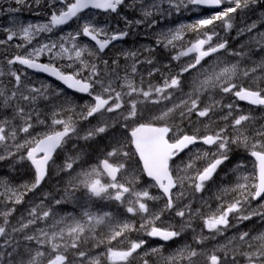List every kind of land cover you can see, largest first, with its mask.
<instances>
[{
    "label": "snow or ice",
    "instance_id": "snow-or-ice-1",
    "mask_svg": "<svg viewBox=\"0 0 264 264\" xmlns=\"http://www.w3.org/2000/svg\"><path fill=\"white\" fill-rule=\"evenodd\" d=\"M17 3L23 4L24 0H16ZM39 3V0H36ZM135 2V0H134ZM142 3V0H140ZM171 3V0H169ZM194 5L207 6H221L225 3H231L234 6L226 7L222 11L217 12L210 18L197 20L194 24L180 25L175 30H169L167 33H161L157 43H163L165 47L175 46L174 42L182 40L185 29L197 31L206 29L209 25H213L216 21L224 22L227 28H231L230 14L237 11V9L248 8L250 4L257 3V0H188ZM125 4V0H64V8L54 11L51 15L49 23L46 24H32L26 26L20 25L17 30L9 29L8 40L13 37L21 35L26 41L31 42L32 39L41 32H51L53 27L67 24L74 18L82 21L79 25V30L73 33H68L61 37L59 41H50L35 47L27 55H16L14 58L7 61L8 65L19 63L31 69H37L57 77L63 81L70 88H74L81 93H87L92 97V103H85L84 109L79 113L81 120H87L89 117L97 116L104 117L106 114H115L116 119L109 122L108 120H101L97 126L89 129L82 139L88 140L95 136L105 133L109 128H113L117 123H122L124 129H129V121H134V125L130 128L128 134V142L133 146L135 155L142 163L140 171L147 177L151 178L153 184L149 187L158 188L161 192L159 196L151 195L147 188L143 190H135L134 186L139 182V175L133 174L131 178L122 177L124 182L117 180V175L122 171H127L125 163H110V158L122 155L126 159L130 158V153L124 151L127 146L120 144L119 147H114L112 151L107 153V158L100 161L98 166H92L87 170H82L77 173L76 177L69 181V187L65 189L66 194L74 195L77 190L83 188L89 197L104 198L115 200L121 204L126 205V212L134 216H139L143 221L139 227L132 221H122L112 225V213H94L91 211L83 212V219L78 220L72 217L71 223H65V217L56 221L51 227L57 228V225L64 224L58 230L48 232L43 229L39 230L38 235H29L25 239L28 241H37L39 245H49L51 252L48 254L47 264H73L69 259L68 251L73 250L75 256L81 259V264H133L136 256L139 255L138 250L145 244V240L130 241L126 248H116L110 246L113 241L118 238L126 237L127 233L134 231H144L150 237H158L163 241H170L181 233L191 228V221L194 216H199L204 223V226L213 234H223L233 225L230 223V217L239 222L252 219L258 216L264 219V126L256 129L252 135L248 134V127L254 118L248 114H241L232 118L231 128L232 134H228L229 125L220 128L211 133L200 135L199 130L193 131L192 134L184 131L180 124L170 123L174 121L175 117L179 116L181 123L189 118L193 113L198 117H207L211 122L210 114L217 109L227 108L228 114L223 117L225 121L232 116L234 105L223 104L222 100H215L209 98V103L203 107L201 104V96L210 90L218 89L222 94H232L241 101H247L251 105L264 106V78L255 77L257 68L264 72V61L251 69L241 71L238 64L226 65L219 68L218 71L202 72L203 79L199 77L193 81V88L190 93H187V99H181L179 103H173L171 107H165L158 114L144 116L141 111V105L145 103L159 104L161 100H170L173 92L181 90V76L184 73L196 69L201 65L206 57H210L214 53L220 52L227 48V41L219 43H212L213 36L218 35L214 30L205 31L201 38L195 40L190 46L181 51L174 59H179L181 56H193L192 62L181 67L179 72L175 75H169L164 78L162 85L153 86L148 85L147 90L143 87V78L141 77V84L137 85L135 80L130 78L129 74L123 77V84L117 83L120 79L119 75L113 70L112 74L105 72L102 76L101 71L95 62L99 60L101 64L108 66V60L102 59L100 54L105 51L112 44L113 41L120 40L128 36V31L121 30L116 32H109L107 27H102L96 24L91 18H84L80 14L88 9H102L105 12L117 13L118 9ZM156 4L150 5L149 8L143 10L145 17L153 15ZM180 5H176L179 10ZM11 11H16L12 9ZM126 26L133 22L128 21L124 17ZM139 24L142 21H135ZM154 23V21H153ZM253 24L251 28H255ZM251 28L249 31H251ZM80 36L90 38L97 46L95 50L90 49L87 45L81 46L76 43ZM261 41H264V34H261ZM5 41H0V44ZM71 44L67 47L66 44ZM207 46V47H206ZM19 47V45L17 46ZM56 58H64L65 56L73 63L68 65L71 71H62L56 67L55 64H44L38 62V58L45 52L53 53ZM87 54V58H85ZM126 58H136L138 53L130 51L122 53ZM242 55V53H238ZM139 61H137L138 63ZM151 63V60L147 61ZM113 65H118V60H113ZM78 64V66H76ZM158 71V69H157ZM87 73V75H85ZM131 73H137L136 63L131 65ZM0 75H4L0 71ZM10 75L15 78L17 88L21 84V75L16 71H10ZM152 73L149 72V76ZM252 76L249 86H244L239 81L243 78ZM119 89V90H118ZM28 94L24 91H11L6 94L3 89H0V108H12L14 117H20L23 120L22 126L19 128L20 132L27 134V138L22 142L15 144L16 151L27 149L26 155L21 156L20 159H27L35 170L34 182L30 185H23V192H17L15 189L5 187V193L9 194L8 199L13 200L19 204L23 200V196L33 191L40 186L48 175L49 163L52 162L54 154L57 149H63L73 135L77 133V120L73 119L71 115L67 119H58L64 111H74V108L60 109L52 113V128L46 132L36 133L32 135L30 129H33L32 123L33 114L26 111L25 107L21 106V101L34 103L39 96H44L48 91V85H42L41 88L31 87L26 89ZM135 94V97L134 95ZM155 94V98L154 97ZM46 98V97H45ZM37 113V123L44 124L43 120H39ZM11 122L5 118L0 120V143H4L9 137L5 134L6 127ZM61 126L57 130L54 126ZM210 125H205L207 129ZM171 134V135H170ZM11 139L15 140L17 130H11ZM202 142L205 145L215 146V151H199L184 163L181 168L180 165L172 166L170 161L179 153L188 149L190 145H196ZM232 146L243 147L249 152L251 157H254L253 171H242L245 168L243 163L237 164L232 171L239 173L237 175L236 183L232 186L224 187L220 190L217 196L218 200L222 202L218 205L215 211L208 214L201 212L199 208L193 209L191 202L179 206L180 201L185 195V182L194 192H202L205 189L206 182L210 181L217 169L229 160V153L232 151ZM14 153H9L13 155ZM0 156V160L4 159ZM77 157H68L65 161L63 169H72ZM204 159L206 166L203 168H196V161ZM194 170V175H189V171ZM175 172V175H174ZM107 178V183L102 179ZM174 189H178L174 192ZM127 194V196H126ZM225 197H231L226 199ZM163 200V206L159 209H150L149 201ZM257 202L258 207L252 209V203ZM56 204L62 203L61 200H56ZM175 210V215L183 219V223L179 226V230L172 225L166 228L156 226V222L161 217L170 211ZM11 211L0 213L5 217L4 224L8 223L7 217ZM33 219H29L27 223H22L19 229L13 228L15 231H23L29 225L36 223V219H46L52 215V210L44 211L40 217H36V209L33 208L30 212ZM107 224L109 227V234L103 239L96 238L97 229ZM6 235V228L0 226V236ZM95 241L94 247L105 245V251L96 256H89L88 252L81 250V245L87 243L89 240ZM206 238H197V243L202 244ZM238 242V243H237ZM7 243V241H6ZM242 248L248 250L242 251ZM15 252L16 249L14 248ZM28 252V259L19 261V264H42V259L45 257V252L39 248L36 250L26 249ZM152 254L160 255L162 246L160 248H152ZM219 253V254H218ZM148 253H145L147 255ZM4 253H0L3 256ZM12 256V253H8ZM205 255L207 264H238L237 257L245 258L247 264H264V232L256 235H250L249 232H241L238 236L232 237L224 245L218 246L211 254L198 252L190 246H185L177 250L176 253L164 257V264H177L178 261L187 259L188 264H194L193 258ZM11 264V261L9 262ZM144 264H148L147 260Z\"/></svg>",
    "mask_w": 264,
    "mask_h": 264
},
{
    "label": "rangeland",
    "instance_id": "rangeland-1",
    "mask_svg": "<svg viewBox=\"0 0 264 264\" xmlns=\"http://www.w3.org/2000/svg\"><path fill=\"white\" fill-rule=\"evenodd\" d=\"M261 1H262V4H258V0H257V3L250 4L248 8L237 9L239 11L242 19H241V21H240L238 26L235 24L236 23L235 21L237 20V19H235L234 27L237 28L238 31H242L244 33V35H245V38H250V37L256 38L257 35H259L261 32L264 31V0H261ZM158 2H159V0H158ZM160 2L158 3V5L160 4ZM54 4H55V1L53 0L50 3V5H54ZM150 4H153V2L150 3ZM178 4L180 5L179 10H177V8H176V5H178ZM163 5L164 6H163L162 11H163L164 15L175 14L177 16V18H178V22H177L175 28H172V29H169V30H173V29L175 30V29L179 28L180 25H188V24H190V20L187 21L185 19L187 14H188V12H190V14L193 11L200 12L197 9L188 10V5H189L188 0H171V3L169 2V0H165ZM230 6H234V5H232L231 3H226V7H230ZM53 10H54V7H53ZM215 14L216 13H211V14L205 15L203 17V19L204 18H210L211 16H213ZM232 14H230V17H229L230 21H232L231 24H233V19L235 18V15H232ZM49 16H50V14H49ZM47 21H48L47 23H49V20H47ZM43 24H46V23H43ZM191 24H194V23L191 22ZM253 24L256 25L255 28H251V26ZM223 26H224V32H225L224 35H223V33L221 31H218V30L214 31L218 35L213 36V40H212L213 44L225 41V39L228 37V34L230 33L229 28H227L225 26V24ZM250 28H251V31H249ZM208 31H210V30H208ZM51 38L54 39V36H51ZM53 41H56V40L54 39ZM193 42H195V40H193L191 38H188L186 35L183 34L182 40H179V46H178L179 47V51L176 53L175 57L181 51L186 50L190 46V44L193 43ZM47 43H49V41H47ZM227 45H228V41H227ZM223 50L224 49H222V51L219 52L218 54H216L214 56L212 55V57H210L209 59L204 61L201 64V65H203L202 68H201V66H199L196 69H192V70H190V72L184 73L181 76V85L185 86L186 91H188V92L182 93L183 90L181 89V90H179L180 93H178V90H176V91L173 92L172 98L170 100H167V101L161 100V102L159 104L145 103V104L141 105L140 107H141V111H142L143 115L150 117L151 115L158 114L165 107H171L173 103H179V101L181 99H187L186 94L190 93L192 91L193 81L196 80L198 77H199V79H203V76L201 75V73L205 72V71L211 72L213 70V66H215V70L218 71L219 68H222V67H224L226 65L238 64L239 65V69L241 71H243V70L251 69L253 67H257V65H258L257 61H253V60L251 61L250 64L243 65V62H241V61H236L234 59L227 58L225 53H223ZM194 55L195 54H191V55H188V56H181L178 60L175 59L176 60V67H174L173 70L170 69L168 71H163L162 74H160V77L158 79H156V78L152 79L151 78V79H148V80L156 81L153 86L162 85L163 80H164L165 77H167L169 75H175L177 72H179L181 67H183L186 64L192 62ZM169 57L171 58L172 55L169 56ZM170 63L164 62V67L169 65ZM254 75L257 78H264V72H262L259 68H257V71H256V73ZM123 77L124 76L120 77V79L117 81V83L123 84ZM251 79H252V76L250 75V77H248V78L241 79L240 83L245 84L246 80L247 81H251ZM148 80L143 81V87L145 88V90H147V87H148V85L146 84V82ZM258 81L261 82V84L264 85V82H262L261 80H258ZM204 95H205V97L209 96V97H212V98L214 96L215 97L219 96L217 98L214 97L215 100H222L225 96L228 97L230 95L232 97L231 98L228 97V99H227L228 100V104L229 103H231L233 105L235 104V107H237L236 99L234 98V95H232V94H222V93H220V91L218 89H216V91L215 90H210L208 92H205ZM153 98H155V94H154ZM203 101H204V104L200 105L201 107L204 106L205 104L209 103V100L207 98L203 99ZM86 102L87 103H92L91 100H86L84 103H86ZM84 103H81L82 107L80 108V113L82 111H85V109H84V105L85 104ZM217 110H219V109H217ZM228 111L225 113V115L228 114ZM38 114H39V116H38L39 119L44 118L42 114H40V113H38ZM225 115H223V116H225ZM219 116H222V114L219 115ZM32 117L37 119V113H34ZM67 117L58 116L57 118L58 119H67ZM52 118L53 117L49 118V120L47 122V124L51 128L53 127L52 123H51L52 122ZM75 118L81 120L79 117H75ZM111 118H116V115L109 113V114H106L104 117H102L101 120H108L109 122H112ZM178 119L176 120L175 123L176 124H180L181 127H182V125H184L182 123L186 119L182 123H181V120L179 121ZM101 120L98 121V119H97L98 122H96L95 124L89 123L88 127L84 131H82V132L79 131V135H82V133H86L89 129L93 128L94 126H97ZM86 121H96V120L87 119ZM128 123H129V128H131L132 127L131 123H134V121H129ZM259 124L264 125V120L260 119ZM58 126L59 125L54 126V127L57 128ZM48 130H49V128L47 127V131ZM193 130H199V132L208 133L209 128L205 129V126H202V125H200V123H197V124H195L193 126ZM30 132H31L32 135H35L37 133V131H31V130H30ZM231 134H232V131L229 133V135H231ZM9 137H10L9 142L11 143L10 145L7 146V145H4V144L0 143V156H4L5 157L4 159L0 160V163L4 162L5 160L6 161H10L12 158H14L16 162H20L21 161L20 157L26 155L27 149H22L20 151H16L15 144L22 143L27 138V134L21 132L20 135L18 136L17 141H12L11 136H9ZM114 144L117 147H119L120 144H125V143L121 140V141H115ZM124 149L132 155L133 151L131 149H128L127 147H125ZM215 150L216 149L214 148V149H209V150H205V151L213 152ZM9 153H14V154L13 155H9ZM133 156L135 157V159L131 160L130 163H127L126 158L123 157L122 155H117V156L111 157V158H117V162H119V163H121V162L125 163L126 169H127V171H125V172H126V175L129 176V178H131V176L134 174V173L132 174V172H135L134 169L131 166L135 165V160H137V158H136L135 155H133ZM231 156L232 155L229 156V159L230 158L231 159L237 158V155H235V157H231ZM187 158H188V156L184 157L185 160H187ZM200 160L202 162L197 161L196 162V168H203L205 166L206 161L204 159H200ZM15 161H14V163H16ZM98 165H99L98 162L97 163H92V164H90V167L98 166ZM227 167L228 168H232V164H227ZM83 170H87V169H83ZM81 171H79V172H81ZM62 172H63V170H62L61 166L58 165L57 163H55V165L53 166V174L54 175H53V178H52L51 186L55 185V183L58 182L57 177ZM79 172L78 171H75V173H71V171H67L66 172L67 174L64 176V183H63V186L61 188L64 191V194H63L64 198L61 201H62V203H65L68 206H70V209H68L67 211H69V212L72 211L71 213L73 214L72 215L73 217H75L78 220H81V219H83V212L84 211H90V210L88 208L81 207L78 203H76L75 201L69 199V195L66 194V192H65V189L69 187V181L72 180L74 177H76L77 173H79ZM223 173L226 174L227 173V169L224 168V172ZM188 174L189 175L190 174L194 175L195 174L194 170L189 171ZM225 178H227V177H225ZM102 179L105 181L104 177ZM26 184L30 185L31 183L29 181H27L26 179L13 178V177L10 176V173H7V174L1 173L0 174V190H1L2 193H5V187L6 186L10 187L12 189H15L17 192H23L24 188L22 186L26 185ZM80 189H83V188H80ZM147 189L150 191V188H147ZM220 189H221V187L214 189V191L215 190H220ZM191 192H194L193 189L189 187L187 182H185V195H184L183 198H185V196H188ZM9 194H4L3 195L4 199L0 200V213L8 212L14 206V205L13 206H9V205L5 206L4 205L5 203L10 201L8 199V195ZM54 198H57V197H54ZM54 198H52L51 200L54 201V203H55L56 199H54ZM225 198L226 199H231V197H225ZM12 202H13V204L15 203L14 202V198H13V200H11V203ZM31 202H33V203L31 204ZM19 204H22L23 206L21 208L20 207H17V208L14 207L13 208L14 211H11V214L7 217L8 223L6 225L4 224L5 217L3 215H0V226H4L6 228V233H7V235H5V239L0 242V253H4L3 256H0V264H4L3 262H5V264H9L10 261H11V264H12L11 257L6 255L8 253L7 252V247L10 246L12 242L14 243V242L17 241V239L14 238V233L15 232H12V230L10 228H8V226H11L12 224L14 226H20L22 223H27V221L29 219H33L34 217L30 215V212H31V210L33 208H35L36 212H39V214L41 213V210L39 208L38 202L34 198H31V197H28V196L24 195L22 202L19 203ZM48 206H50V205L47 204V208H48ZM73 206H76V208H78L79 210L77 211L76 209H73L74 208ZM252 206L254 207V203H252ZM29 208H31V209H29ZM198 208L204 214H208L209 212L216 210L215 206H213L211 208V204L198 205ZM18 209H19V212L16 211ZM25 211H29V215H26ZM53 211L54 210H52V213H54ZM98 213H100V212H98ZM169 215H171V214L169 212H167V215H163V216H169ZM173 215L175 217H177L175 215V213H173ZM40 216L41 215H36V217H40ZM195 217H196L197 220H202L199 216H195ZM140 219L141 218H138V217L135 218V220H140ZM181 219L183 220V219H186V218H181ZM42 220H45V219H36V223L33 224V225L40 224V225L45 227V228L41 227L45 231H47L46 229L58 230L60 227H64V224H59V225H57L56 229H53L51 227V225H53L56 221H53V220H51L48 217L47 218V224H43V222H41ZM54 220H56V218H54ZM71 220H72V218H70L68 220H65V223H71ZM157 222H159V221H157ZM179 222H180V220H179ZM238 222L239 221H237L235 219H232L230 217V223L233 226L229 227L228 230L225 231L223 234H213L207 228L203 232H198L199 229H197V231H195V233L193 234V236H194L193 237V241L195 243L193 242V244H190V245L186 244L185 246H190L191 248L196 249L198 252H202V253H205V254H211V252L214 249H216L218 246L226 244L228 242V240H230L234 236H238L239 233H241V232L247 231V232L250 233V235H256V234H258L260 232H264V224H263V228H261V229L260 228L256 229L257 227L251 229V228H247L246 226L239 225ZM98 229H101L102 231L96 232V238L97 239H103L106 235L109 234V227L107 226V224L100 226ZM98 233L101 234V236L98 235ZM38 234H39V230L34 233V235H38ZM201 236L206 238L202 244L197 243V238H199ZM6 241H7V243H6ZM33 242L36 243V244L31 242L30 243V249L31 250H36V249L39 248L40 250L45 252V257L42 259V263L46 262L48 254L51 252L50 246L39 245L37 243V241H35V240H33ZM86 246H88V244L85 245V247ZM184 247H182V248H184ZM15 249H17V248H15ZM241 250L245 251V250H248V249L242 248ZM104 251H102V252L99 251L96 255H98L100 253H103ZM176 252H177V250H174L170 255H172V254H174ZM18 255L20 257L19 253H18ZM96 255H94V256H96ZM27 259H28V257L26 259L23 258V260H27ZM20 260L21 259H16L14 264H19ZM193 260H194V264H207L205 255H199V256L193 258ZM237 260H238V264H244V263L247 264L245 258L242 257V256H238ZM180 261H178V262H180ZM74 264H75V262H74ZM179 264H184V263L181 262ZM186 264H188V262ZM230 264H231V262H230Z\"/></svg>",
    "mask_w": 264,
    "mask_h": 264
},
{
    "label": "flooded vegetation",
    "instance_id": "flooded-vegetation-1",
    "mask_svg": "<svg viewBox=\"0 0 264 264\" xmlns=\"http://www.w3.org/2000/svg\"><path fill=\"white\" fill-rule=\"evenodd\" d=\"M61 4V6L58 5L55 7L54 11L64 8V0L61 1ZM49 5L50 4L47 0H39V3H37L36 0H24L23 4L17 3L16 0H0V41H5V43L0 44V71L4 73V75H0V89H3L6 94H10L11 91H24L25 95H27V88H41L42 85H47V77L31 73L19 63L13 65H8L7 63V61L14 58V56L27 55L33 48L47 43V32H42V34L39 33L36 35L32 43H26V40L20 35L13 37L12 40H8L7 37L9 35L8 30H17L21 22L26 23L27 21H33L37 18L38 20L47 23V7ZM127 5L128 3L125 0V4L118 9L117 13H108L106 14L107 17L104 19L108 18L111 14H120L122 18L126 17L129 19L131 17V11L127 8ZM12 9H15L16 11H11ZM88 12L81 13L80 15L86 17ZM91 14L92 19L94 20L96 17H99L100 12L92 11ZM96 20L98 21L99 18ZM18 45L19 47H17ZM92 49L95 50L96 46H93ZM38 61L47 63V52L42 54L38 58ZM99 64L100 61L97 60V65ZM10 71H16L22 76L19 88L16 86L15 78L10 75ZM20 103L21 106L25 107L26 111H29L32 114L40 113L44 118L47 117V92L44 96H39L34 103L30 104L25 101H21ZM9 117H14L13 109L0 108V119L3 120ZM223 172L224 169L222 170V173ZM209 190H212V188H209Z\"/></svg>",
    "mask_w": 264,
    "mask_h": 264
},
{
    "label": "trees",
    "instance_id": "trees-1",
    "mask_svg": "<svg viewBox=\"0 0 264 264\" xmlns=\"http://www.w3.org/2000/svg\"><path fill=\"white\" fill-rule=\"evenodd\" d=\"M251 49H254L255 51H257L256 46L248 47V50H251ZM240 52H238V53H240ZM260 52H262V51H260ZM260 52L259 53L256 52L257 57L260 56ZM219 124L220 123L217 122L218 126H219ZM75 136H77V135H75ZM73 139L76 140V143L72 144V148L70 149L71 152H75V151H79V150H83L84 149L88 153L91 152V154L94 155L93 156L94 159H97V158H101V156L104 153V150L105 151L109 150V144H108L109 141L107 140L106 136H104V135L99 136V137H94V138L88 139V140H85V139H82V138H78V139L73 138ZM89 143H90V145H89ZM87 147H88V149H87ZM93 150H94L95 153L93 152ZM86 158H87V156L85 155L84 159H86ZM58 160H60V159H58ZM7 169H10V167L8 166Z\"/></svg>",
    "mask_w": 264,
    "mask_h": 264
},
{
    "label": "bare ground",
    "instance_id": "bare-ground-1",
    "mask_svg": "<svg viewBox=\"0 0 264 264\" xmlns=\"http://www.w3.org/2000/svg\"><path fill=\"white\" fill-rule=\"evenodd\" d=\"M6 1V0H5ZM3 3H4V1H3ZM10 3V2H9ZM12 5V4H11ZM5 6V5H4ZM89 145H90V143H89ZM86 146V145H85ZM87 149H88V147H87ZM101 149V148H100ZM103 150V149H102ZM93 152H94V150H93ZM95 153V152H94ZM97 153V152H96ZM136 158H137V160L139 159L137 156H136ZM28 168H29V170H32V168H31V166H28ZM254 203V202H253ZM251 207H253V206H251ZM17 212H19V211H17ZM54 213L56 212L55 210L53 211ZM25 214L26 215H29V211H25ZM42 213H40L39 214V212H36V215H41ZM41 222H43V224H47V218L45 219V220H42ZM198 229V228H197ZM197 229H196V231H197ZM252 229V228H251ZM256 229H259L258 227L256 228ZM255 229V230H256ZM96 232H98V230L96 231ZM98 235H100L101 236V234H99L98 233ZM105 250V245L104 246H100V247H98V248H93V247H89L87 250H86V252H88V254H89V256H94V255H96L99 251H104ZM85 251V250H84ZM4 264H5V262H3Z\"/></svg>",
    "mask_w": 264,
    "mask_h": 264
},
{
    "label": "water",
    "instance_id": "water-1",
    "mask_svg": "<svg viewBox=\"0 0 264 264\" xmlns=\"http://www.w3.org/2000/svg\"><path fill=\"white\" fill-rule=\"evenodd\" d=\"M212 7H217V6H212ZM49 76H51V77H53V78H57V77H55V76H53V75H51L50 73H47ZM58 79V78H57ZM68 86V85H67ZM69 87V86H68ZM70 88V87H69ZM247 102V101H246Z\"/></svg>",
    "mask_w": 264,
    "mask_h": 264
}]
</instances>
